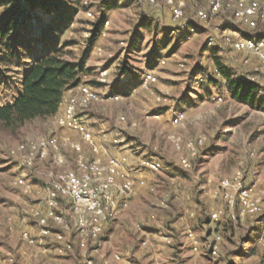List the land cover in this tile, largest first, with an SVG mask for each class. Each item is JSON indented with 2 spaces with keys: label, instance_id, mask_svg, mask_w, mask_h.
Returning <instances> with one entry per match:
<instances>
[{
  "label": "rangeland",
  "instance_id": "374dc122",
  "mask_svg": "<svg viewBox=\"0 0 264 264\" xmlns=\"http://www.w3.org/2000/svg\"><path fill=\"white\" fill-rule=\"evenodd\" d=\"M58 1V13L31 8L30 15H23L29 23L19 25L17 49L0 63V105L19 94L26 71L44 54L59 53L74 64L85 58V66L91 70L82 75V83L101 96L121 95L117 101H93L81 112L95 139L117 157H153L171 166L158 173L136 171L145 185L108 225L101 240L86 249L76 245L74 222L64 205L60 212L66 227H52L64 230L73 242V249L68 250L53 237L43 238L31 213L44 199L54 174L75 168L74 153L65 149L51 152L25 168L18 157L10 155V149L31 138L57 134L82 142L81 136L58 126L56 115L17 127L0 123V264H83L87 258L95 264H264V243L260 241L264 226V111L232 98L213 59V50H217L234 77L256 82L264 90L262 64L253 54L237 52L232 46L234 39L260 32L264 25L253 30L232 23L226 15L202 22L196 17L195 0H183L182 20L174 19L165 0H160L159 6L144 0H119L112 8H107L105 0ZM17 3L26 8L24 0ZM104 13L109 23L87 52L93 24ZM62 18H68L69 24L59 30L56 26ZM226 24L234 28H226ZM133 42L138 44L135 49ZM124 65L126 73H122ZM202 68L204 72H199ZM104 70L108 75L102 82ZM149 70L155 72L157 81L145 84L142 75ZM180 110L185 112L184 124L171 125V116ZM199 134L206 136V143L191 158L192 169L185 171L179 159L188 152L177 149L171 136L181 137L185 143ZM121 140L130 145L131 153ZM58 153L67 158L63 167L55 162ZM239 168L246 171V184L254 188L263 211L237 216L232 222L219 182ZM21 175L26 177L25 185L17 183ZM214 211L220 212L219 221L205 222L203 215ZM189 231L199 242L198 252L192 249ZM24 232H30L36 242H26ZM214 245L218 247L216 255L210 252Z\"/></svg>",
  "mask_w": 264,
  "mask_h": 264
},
{
  "label": "built area",
  "instance_id": "2783aa9c",
  "mask_svg": "<svg viewBox=\"0 0 264 264\" xmlns=\"http://www.w3.org/2000/svg\"><path fill=\"white\" fill-rule=\"evenodd\" d=\"M142 1V0H140ZM152 6H159L160 0H144ZM175 20L185 17V2L183 0H165ZM196 17L202 22H207L219 16L226 15L236 25H246L256 30L260 24L264 25V0H195ZM88 15L92 16L91 12ZM109 21L105 22L107 25ZM232 46L237 52H248L256 56L264 68V38H246L235 41ZM108 70L101 73V81L104 82ZM143 83H154L157 76L153 70L146 71L142 75ZM78 92L65 98V107L56 115L57 124L63 129L79 134L82 142L74 140L69 135H49L39 138L27 139L10 149V155L18 157L25 168H31L36 160L46 158L51 152H60L65 149L74 153L75 168H63L57 171L46 189L44 199L39 206L33 208L32 217L40 227L43 238L53 237L58 243H63L68 250L73 249V242L67 239L64 230H55L52 224L65 228V221L61 209L67 206L68 213L73 220L76 245L86 249L89 244H96L101 240L108 225L117 219L129 206L131 197L138 188L145 185L144 178H139L136 171L140 168L158 173L166 169L165 162L153 157H143L134 160L129 156L117 157L109 154L105 146L95 139L85 119L83 112L93 101L101 99L119 100L120 94L106 93L101 96L91 85L81 83L77 86ZM74 89V88H72ZM262 95L264 90H260ZM222 101V98H218ZM161 115H153L159 118ZM123 119H125L123 117ZM186 119L184 111H176L170 118L173 126H181ZM177 149H186L188 155H182L179 166L185 171L192 169L191 158H195L199 149L206 143V136L199 134L195 138L183 143L181 137L173 138ZM174 139V140H173ZM121 140L122 146L127 152H132L130 145ZM86 149L89 150L88 155ZM55 162L63 167L66 156L58 153ZM17 183L26 184V177L21 175ZM219 189L225 192V199L230 210V218L236 220L237 216L257 215L263 211L259 198L255 197L254 188L246 184V173L242 168L237 169L232 176L223 178L219 182ZM218 192H216L217 194ZM238 206V210H235ZM194 214L192 213V216ZM213 221L220 219V212L211 213ZM188 238L195 252L199 251V242L193 232L189 231ZM23 239L29 244H34L36 239L30 232L23 233ZM260 241L264 243V227L261 230ZM210 252L214 255L218 252L214 245ZM120 260V256H115ZM83 264H95L87 258Z\"/></svg>",
  "mask_w": 264,
  "mask_h": 264
},
{
  "label": "trees",
  "instance_id": "16d2710c",
  "mask_svg": "<svg viewBox=\"0 0 264 264\" xmlns=\"http://www.w3.org/2000/svg\"><path fill=\"white\" fill-rule=\"evenodd\" d=\"M26 8L17 3V0H0V63H3L10 54L17 49L19 25H26L29 21L23 19V15H30V9H42L46 12H59L60 4L58 0H24ZM107 8L116 6L119 0H105ZM116 1L113 4H109ZM65 16V15H63ZM106 14L93 24L91 36L88 40L87 52L96 44L98 36L105 24ZM69 24L68 18H62L57 29H65ZM226 28H234L233 24ZM21 37V36H20ZM184 37H188L186 34ZM248 38H264V29ZM138 46L133 42L132 47ZM87 54H85L86 57ZM213 59L216 71L226 80L229 93L237 102L247 105L253 109L264 111V96L259 94L260 85L251 80L234 77L229 69L218 56L217 50H213ZM90 68L85 66V58L78 64H74L62 57L59 53H46L36 60L26 71L19 94L9 103L0 105V123L6 127L22 126L25 123L37 118H47L59 113L64 93L82 83V75ZM128 71L124 65L122 73ZM204 72V68L199 70ZM210 81L218 82L214 77H209ZM113 93V92H112ZM119 94V93H117ZM246 172V171H245ZM203 220H212L211 215H203ZM230 221L234 222L236 220ZM213 221V220H212ZM219 221V220H218ZM264 227V226H263ZM262 230V229H261Z\"/></svg>",
  "mask_w": 264,
  "mask_h": 264
},
{
  "label": "crops",
  "instance_id": "0c3cea01",
  "mask_svg": "<svg viewBox=\"0 0 264 264\" xmlns=\"http://www.w3.org/2000/svg\"><path fill=\"white\" fill-rule=\"evenodd\" d=\"M244 26H246V25H244ZM246 38H248V37H242V38H236V39H234L235 41H237V40H241V39H246ZM258 60V59H257ZM78 92V88L77 87H75L74 89H69V90H67L65 93H64V96H63V101H62V104H61V107H60V110H59V113H61L62 111H63V109H64V107H65V104H66V102L64 101V99L65 98H68V97H71V96H73V95H75L76 93ZM139 178H142L141 177V175H137ZM138 191L139 190H137L136 191V193L131 197V199L138 193ZM130 202H131V200H130Z\"/></svg>",
  "mask_w": 264,
  "mask_h": 264
}]
</instances>
